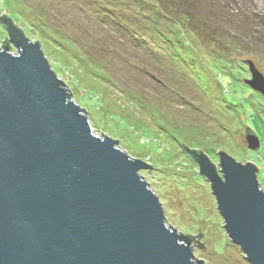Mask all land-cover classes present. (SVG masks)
<instances>
[{
  "label": "rangeland",
  "instance_id": "374dc122",
  "mask_svg": "<svg viewBox=\"0 0 264 264\" xmlns=\"http://www.w3.org/2000/svg\"><path fill=\"white\" fill-rule=\"evenodd\" d=\"M81 1L0 0V15L25 28L29 40H39L99 135L152 165L141 174L160 197L168 226L203 234L205 247L192 244L194 257L205 264H251L224 227L211 181L181 142L216 159L219 172V150L254 162L264 190V112L256 103L264 98L248 82L249 61L264 74V0H163L176 9L179 27L148 0H119L129 15L139 11L142 17L129 22L139 32L124 34L116 30L117 19L103 21L91 8L99 1L84 7ZM6 36L0 20V47ZM219 50L227 59L218 57L217 70L207 65L214 79L202 86L193 62ZM228 58L243 60L250 76ZM250 126L262 142L261 156L249 146Z\"/></svg>",
  "mask_w": 264,
  "mask_h": 264
},
{
  "label": "water",
  "instance_id": "95a60500",
  "mask_svg": "<svg viewBox=\"0 0 264 264\" xmlns=\"http://www.w3.org/2000/svg\"><path fill=\"white\" fill-rule=\"evenodd\" d=\"M8 36L17 52L0 47V264H205L192 250L205 247L202 232L192 240L166 223L141 174L152 165L93 129L39 40L14 28ZM249 62L248 82L264 94V74ZM248 140L259 148L254 132ZM218 152L220 172L202 154L200 171L231 240L264 264L259 168Z\"/></svg>",
  "mask_w": 264,
  "mask_h": 264
},
{
  "label": "trees",
  "instance_id": "16d2710c",
  "mask_svg": "<svg viewBox=\"0 0 264 264\" xmlns=\"http://www.w3.org/2000/svg\"><path fill=\"white\" fill-rule=\"evenodd\" d=\"M93 1H95V3L97 2V1H99L100 3H98L97 2V4H93ZM149 1V3H151V4H154L155 6H154V10L156 11V13H158V14H161L162 16H166V17H168L169 16V19L172 21V23L175 25V27H179L180 26V21L178 20V19H181L180 17H179V15H178V13L176 12V9H168V8H166V4L164 3V1L163 0H148ZM81 4L83 5V7L84 6H87V5H92L93 4V6L91 7V8H96V10L99 12V13H101L102 15H103V21H107V19L109 20H111V21H113V18H115V19H117L118 21H119V23L117 24V26H116V30H118V31H120L121 33H125V32H133V30H135L136 32H139V30H137V28H134V27H132L133 25H131L129 22H130V18L131 17H134V18H137V19H140V18H142L141 17V15H140V12L139 11H132L131 12V14L132 15H129V13H128V10L127 9H124L121 5H120V2H119V0H106V1H101V0H82L81 1ZM81 4H79L80 6H81ZM193 4V3H192ZM97 5H99V7H97ZM164 6V7H163ZM89 8V7H88ZM173 8V7H172ZM112 11H116V12H114L113 14H115V15H117L116 17H114L115 15H112ZM117 12H118V14H117ZM127 12V13H126ZM99 13H97V14H99ZM181 14H182V12H181ZM11 17V16H10ZM152 17V16H151ZM190 17V16H189ZM188 17V18H189ZM7 21H10V22H7L6 20L5 21H3L2 20V23H3V26H4V28L7 30V32H8V34L13 30V28L15 29V30H18L20 33H22V34H25V32H26V30H25V28H21V27H19L16 23H15V20H13V19H11L10 18V20L8 19V18H6V17H4ZM16 18H17V16H16ZM155 18V17H154ZM145 21V20H144ZM107 23V22H106ZM108 24H110V23H107L106 25H108ZM111 25V24H110ZM26 26V29H28V25L26 24L25 25ZM180 34V33H179ZM26 35V34H25ZM178 37H180L179 35H177V37L176 38H178ZM134 40H136V42H139L140 43V41L139 40H137L136 38L134 39ZM179 41H177L176 39H173V41L171 42L172 43V48L174 49V48H176V46H175V44L174 43H178ZM11 45H13L12 43H11V41H10V38H9V36L7 37V40H5V42H3V49L4 48H8V49H11ZM177 49V48H176ZM171 49H169V51H170ZM172 51H174V50H172ZM177 53H179L178 52V50H177ZM186 56H187V59H193V57H194V55L190 52V51H186ZM219 55H210V56H208L207 58L206 57H204V59L203 60H199L200 62H197V61H195L194 60V62H193V70H195L196 71V73L199 75V77L201 78V85L202 86H204V85H207L208 86V83H210V80H213L214 79V76H212V74L211 73H209V69H208V67H207V65H209V67L211 68V69H214V70H217L216 69V64H219V62H222V58H218V57H220V56H222V57H224L225 59H227L224 55H223V53H222V51L220 52V50L217 52ZM173 54H174V52H173ZM192 54V57H190V56H188V55H191ZM181 55V54H180ZM209 57H211L212 59L211 60H208V58ZM196 58H198V57H196ZM187 59H185V61L186 62H189V60H187ZM199 59V58H198ZM229 59V58H228ZM230 60V59H229ZM232 60H230V62H231ZM232 63H234V64H240L241 65V63L240 62H236V61H232ZM192 64V63H191ZM241 66H243V68H245V70H244V74L245 75H247L246 73H248V72H250L249 70H247L246 69V65H245V62L242 60V65ZM248 76H250V74L249 75H247V77ZM251 77H252V74H251ZM253 89H251V91H252ZM258 91L257 93H259V95H261L263 98H264V94H262V92L261 91H259V90H257V89H255L254 88V91ZM261 101H263V102H261ZM256 103H260L261 105H262V107H259V110L260 111H263L264 112V99H262V100H260V99H258L257 100V102ZM222 104H224V103H222ZM225 106V105H224ZM256 109H258V108H256ZM264 121V117L262 118V122ZM264 124V123H263ZM247 130L249 131V132H254L258 137H259V134L257 133V131L255 130V128L253 127V126H250L249 128H247ZM259 140H260V138H259ZM261 140H260V146H259V148L256 150L257 151V155H260L261 156V153L259 152L261 149ZM189 148V147H188ZM190 149V148H189ZM191 149H193L192 151L194 152H196L197 153V156H195L196 157V160H198L199 162H200V160H201V158H200V154H202V155H205L206 157H208L209 158V160L213 163V164H215V161H216V159L214 160V158H211V157H209V155L207 154V153H205L203 150H200V147H198V148H191ZM234 157V156H233ZM217 167V166H216ZM201 172V171H200ZM201 174H203L202 172H201ZM203 175H205V174H203ZM206 176V175H205ZM183 232H185V231H183ZM185 233H188V234H185L187 237H189V238H191L192 240H193V237L190 235V234H192V233H190L189 231H187L186 230V232Z\"/></svg>",
  "mask_w": 264,
  "mask_h": 264
}]
</instances>
